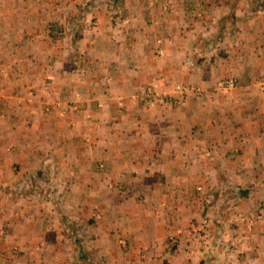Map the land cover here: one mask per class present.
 I'll use <instances>...</instances> for the list:
<instances>
[{
    "label": "crops",
    "instance_id": "obj_1",
    "mask_svg": "<svg viewBox=\"0 0 264 264\" xmlns=\"http://www.w3.org/2000/svg\"><path fill=\"white\" fill-rule=\"evenodd\" d=\"M17 7L0 1V14L5 9L11 13L0 16V27L18 31L35 27L31 56L44 61L46 56L39 58L36 52L45 51L50 41L39 32L46 30L49 20H56L59 8L29 3L23 18ZM125 8L119 21L110 14L114 16L115 8L96 6L89 11L88 22L79 16L61 22L66 36L70 27L71 35L77 30L76 42L87 66L71 68V55L63 46L52 79L63 85L59 88L63 102L76 92L84 107L92 108L99 128L86 121L85 111L59 121L34 108L28 111L19 97L24 84L38 87L45 80L36 66H29L31 58H24L28 65L21 70L20 59L9 67L13 55L0 51V62L9 68L0 77V109L14 126L21 121L20 112L32 121L28 147L14 150L11 161L18 165L17 177L35 173L41 165L44 169L51 157L64 166L60 167L64 174L73 171L81 182L82 176L91 177L90 201L101 215L92 244V251L99 254L96 261L132 262L129 252L121 251L122 261L115 253L142 246L151 250L142 262H180L177 251L168 253L167 236L185 231L204 211L210 213L212 197H217L215 206L226 209L239 190L242 199L237 201L236 216L241 213L242 222L264 208V93L254 82L264 76V0H127ZM88 19L98 20L97 27ZM157 39L164 49L161 57L154 53ZM73 73L79 77H71ZM224 75L234 76L238 86L225 94L212 93ZM164 82H193L205 94L183 107L162 103L145 109L141 99L145 88L158 91ZM47 138L52 148H47ZM17 139L18 145L25 142L19 135ZM4 153L0 150L1 182L9 180L11 171ZM184 156L189 157L188 166ZM99 162L105 164L102 171ZM51 199L0 194V264L81 262L77 261L83 259L81 241L69 240L61 210L54 212ZM238 232L255 251L254 262L221 264H264V221L256 222L249 233L244 226Z\"/></svg>",
    "mask_w": 264,
    "mask_h": 264
},
{
    "label": "rangeland",
    "instance_id": "obj_2",
    "mask_svg": "<svg viewBox=\"0 0 264 264\" xmlns=\"http://www.w3.org/2000/svg\"><path fill=\"white\" fill-rule=\"evenodd\" d=\"M7 3L14 2L18 7V15L25 18L26 11L25 5L32 3L34 5H44L45 7L59 8L56 12V20L47 22L50 24L45 31L39 32L43 37H46L50 41L48 47L44 43V50L36 52L35 50H40L36 48V52L39 58L46 56L44 61H35V55L31 56V46L30 42H34L37 38L34 36L32 28H22L21 31H18L17 28H10L8 26L0 27V51H4L8 56H11V62L8 64L11 65L21 61L20 69H25L24 66L28 65V61L24 58H31L29 66H36L37 74H40L45 80L38 87H29V85L24 84L23 94H20L19 97L23 99V103L27 104L25 108L37 109L43 115H53L57 120H64L65 117L75 114L77 112L85 111V119L89 122L90 125L95 124L98 128L100 127L96 117L93 114L92 108L84 107L82 102L78 99L76 92L72 94L73 99L68 102H63L59 97V88L63 85H60V81L53 80L54 73L57 71V67L60 65L59 61V52L62 47H67L68 54L71 55V65L67 64V67L77 68H86V60H84V53L79 49L77 42L72 40V35L70 31L74 30V27L68 29L69 33L66 36L64 25H61L65 21V18L72 20L73 18L79 16L80 21L87 20V15L89 11L96 6H104L108 10L110 8H115L116 12L114 16L117 17L118 21L121 18L120 13H124L123 7L125 8L127 0H118V4L115 6H109L106 3L95 4V0H0ZM92 1V2H91ZM155 2V0H151ZM91 6V8L87 6ZM91 4V5H90ZM126 9V8H125ZM5 13L0 14L3 17H11V13L7 12V9L4 10ZM41 12H37V14ZM27 14V13H26ZM17 15V17H18ZM25 15V16H24ZM107 19L109 16L106 13ZM27 18V17H26ZM89 20V19H88ZM78 21V23L80 22ZM50 22V23H49ZM98 20L90 19L89 24L92 27H97ZM87 24V23H86ZM156 41V39H155ZM160 39H157L155 45V55L163 56L164 49L162 44L159 43ZM40 46V45H39ZM36 47V46H35ZM55 53L52 54V52ZM30 52V53H29ZM47 56L49 58H47ZM1 59V58H0ZM65 64V66H66ZM2 62H0V77L6 76L9 72V68L6 67ZM36 74V75H37ZM73 78L79 77V74H71ZM64 76V75H63ZM66 77V80L71 84V78ZM261 77V78H260ZM264 76L257 77L254 82L257 83L259 87L260 79H263ZM234 79V86L227 87L223 85V82L228 79ZM59 83V84H56ZM6 87L14 83H5ZM238 86L237 79L232 75H224L219 78L212 88V93H228L234 90ZM259 92L264 93V90H261L259 87ZM205 94V91L196 83L193 82H164L162 83L161 90H155L152 87L145 88L141 99L143 100V107L145 109L158 108L162 103H167L170 105H179L181 107L185 106L184 104L191 100L192 98H199ZM3 100L2 95L0 94V105ZM14 109L17 111L19 108L14 106ZM33 112H35L33 110ZM18 117L21 121L19 124L13 125L10 118H8V113L0 109V150L4 151L6 158L10 161V172L8 171L9 180L0 181V194L13 195L17 193L21 194H36V195H46L51 196L52 208L54 212L59 214V208L61 210V215L64 216L67 223H64L62 220V225L65 228V231L69 234V240H73L75 234L81 241V253L83 259L75 262L76 264H221L224 262H254L255 251H252L251 248H248L246 242H243V237L238 233L240 226H244V229L249 233L253 229V226L258 221H264V208L261 206L257 211L250 213L246 218H242L241 213L236 216L237 211V201L242 199L239 190L237 195L235 194L232 199L233 203L228 204L226 209H221L220 206H215L217 202V197H212V200L215 201L213 204V209L210 213L204 211V214L201 218L197 220L192 219L189 222V226L183 232L178 234H170L167 236V244L170 249L168 253H174L172 251H177L180 255V262H142L145 258V255L148 254L149 248L140 246L136 250H118L115 255H117V261H122L119 258V254L129 252L130 258L133 259L132 262H98L96 259H99V254H96L92 251V244L94 240V234L96 233L98 225L96 226V220H99L101 215L97 212L95 203L90 201L92 195V179L90 176L83 177L82 182L78 178L76 173L73 171L66 172L61 170L64 168L63 165L59 164L57 161L51 157V162L49 165L45 166V173L43 177H36L35 174L38 170L43 171L42 165L37 169L35 173H22L20 177H17L16 174L19 171L17 169V163L11 161L14 150L17 148H27L29 139L27 138L28 132L32 129L31 120H29L23 112L19 113ZM58 120V121H59ZM66 120V119H65ZM72 120V119H71ZM16 125H18V131H15ZM69 126L72 128L75 126V121L71 122ZM20 136L19 140H25V142H20L21 145H18L19 141L17 136ZM47 148L53 147V142L47 138ZM85 141L90 142V139L87 138ZM54 142H56L54 140ZM51 150V149H50ZM208 155H210L208 153ZM185 157V163H190L189 157ZM61 167V168H60ZM98 169L100 171L105 169V164L103 162L98 163ZM15 174L12 176V174ZM15 176V177H14ZM116 188L114 184H109L108 188ZM198 191H202V188L198 186L196 188ZM245 190V189H244ZM241 191V188H240ZM247 191V190H246ZM232 193V192H231ZM213 195V194H212ZM245 196V195H244ZM85 199H84V198ZM209 204V202H207ZM211 204V203H210ZM225 208V207H224ZM233 211L230 213V211ZM240 220V221H239ZM68 224V226H67ZM66 226L68 229H66ZM70 226V227H69ZM96 226V228H95ZM71 228H75L73 232ZM70 229V230H69ZM238 232V233H236ZM71 237V239H70ZM250 238V237H249ZM119 244L124 243V239L120 237L118 239ZM75 251V250H73ZM70 253V252H69ZM264 253V252H263ZM106 254V253H104ZM103 254L102 260L105 258ZM73 258V256H72ZM101 259V258H100ZM136 259V262H134Z\"/></svg>",
    "mask_w": 264,
    "mask_h": 264
},
{
    "label": "trees",
    "instance_id": "obj_3",
    "mask_svg": "<svg viewBox=\"0 0 264 264\" xmlns=\"http://www.w3.org/2000/svg\"><path fill=\"white\" fill-rule=\"evenodd\" d=\"M93 1V0H92ZM91 1V2H92ZM101 3H106V4H108L109 6H115L116 7V5L118 4V0H95V4H101ZM88 5V4H87ZM91 5V4H90ZM93 5H91V6H87V8L88 7H92ZM120 16H121V18H124V15L122 14V12L120 13ZM77 30H75V32H74V34H72V40L73 41H75L76 42V40H77ZM46 171H45V169H43V171H40V170H38L37 172H36V174H35V176L36 177H38V176H41V177H43V175H44V173H45ZM61 219L63 220V222L64 223H67V221H66V219L64 218V216H61ZM67 226H68V224H67ZM67 226H66V228H67ZM70 227V226H69ZM68 229V228H67ZM70 230V229H69ZM71 230L74 232L75 231V228H71ZM75 239H77V240H79V242H80V239L77 237V235L75 234V237H74Z\"/></svg>",
    "mask_w": 264,
    "mask_h": 264
},
{
    "label": "built area",
    "instance_id": "obj_4",
    "mask_svg": "<svg viewBox=\"0 0 264 264\" xmlns=\"http://www.w3.org/2000/svg\"><path fill=\"white\" fill-rule=\"evenodd\" d=\"M223 85L227 86V87H232L234 86V79L232 78H228L223 82ZM260 88L264 90V77L263 79H260L259 82Z\"/></svg>",
    "mask_w": 264,
    "mask_h": 264
}]
</instances>
